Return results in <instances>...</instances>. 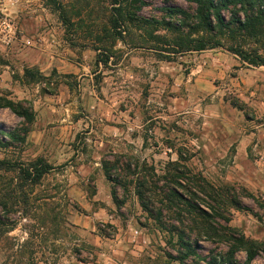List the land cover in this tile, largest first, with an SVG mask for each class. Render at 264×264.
<instances>
[{
  "label": "rangeland",
  "instance_id": "1",
  "mask_svg": "<svg viewBox=\"0 0 264 264\" xmlns=\"http://www.w3.org/2000/svg\"><path fill=\"white\" fill-rule=\"evenodd\" d=\"M137 1L36 0L31 11L22 0L4 7L17 40L0 41V105L17 103L35 121L0 106V264H180L168 257L176 255V241L132 188H118L121 204L115 201L104 160L139 162L157 175L178 164L217 188L245 189L261 205L241 197L251 211L232 209L230 225L264 241V180L255 162L264 135L250 123L256 75L226 49L264 55L262 45L246 36L223 39L224 48L181 51L176 42L190 38L197 6ZM165 8L191 19L183 24ZM18 43L38 65L10 50ZM45 45L67 54L62 68L41 71ZM39 159L52 169L35 184L24 170ZM254 264H264V254Z\"/></svg>",
  "mask_w": 264,
  "mask_h": 264
},
{
  "label": "trees",
  "instance_id": "2",
  "mask_svg": "<svg viewBox=\"0 0 264 264\" xmlns=\"http://www.w3.org/2000/svg\"><path fill=\"white\" fill-rule=\"evenodd\" d=\"M48 1L58 3V0ZM188 2L197 6L195 26L191 27L190 38L176 42L181 51L224 48L223 39L233 40L246 36L260 43L264 49V0ZM137 3H141V0ZM163 11L180 16L183 24L191 19L188 12L180 8H165ZM225 12L229 13L228 20ZM168 27L175 29L176 25L168 23ZM197 34V38H192ZM226 49L237 55L243 64L264 66L261 50L246 51L240 47ZM2 101L5 104L1 105L11 109L29 124L35 121L32 111L12 101ZM13 138L24 141L17 134H13ZM3 144L0 138V145ZM124 165L117 159L114 162L104 160L102 163L104 173L114 187L113 197L121 204L117 189L121 188L125 193L133 189L144 211L176 241V255L168 254L170 259L180 264H254L264 254V241L250 238L230 225L232 209L251 211L242 203L241 197L252 198L261 205L258 197L252 193L245 189H242V194H238L234 188H217L205 177L194 175L178 164L169 166L163 175H157L153 167L139 162ZM51 169L52 166L39 159L24 171L37 184ZM203 243H208L210 248L206 249ZM242 254L245 255L244 260L240 259Z\"/></svg>",
  "mask_w": 264,
  "mask_h": 264
},
{
  "label": "crops",
  "instance_id": "3",
  "mask_svg": "<svg viewBox=\"0 0 264 264\" xmlns=\"http://www.w3.org/2000/svg\"><path fill=\"white\" fill-rule=\"evenodd\" d=\"M35 1L36 0H25V2L27 3L26 8H30L31 11L34 10V8H32V6L35 5ZM45 46H48V45H45ZM48 47H49V49H47L45 52L40 51L41 54L43 53L42 55H45L44 61L47 62L46 66H40V69L42 72L46 71V69H49L53 64L57 65V68H59V69L62 68L60 66L59 62H65L64 60L67 59V57L63 56V55L67 56V54H64L61 52L58 53L57 51L54 53V51H52L51 49H55V47L51 46V45H49ZM51 47H54V48H51ZM28 49L29 48L25 47L23 45V43H18L13 48H11L10 50L15 51L20 56H24L25 63H28V65L30 67H34V66L38 65V63L36 62L37 60H36V58H33L31 55L30 56L26 55L29 52V50H31V49H29V50ZM48 63L50 66L48 65ZM251 69L253 70V73H255L256 77L251 78V84L255 85V88H252V91L250 92V96L254 97L253 101L256 102V107L257 108L261 107L262 111H257L258 109L256 108L254 114L251 115L250 123H254V124L259 123L253 129L257 130L258 133L259 132L263 133V135H264V119H263L264 118V92H259L260 89L262 87H264V66L253 67ZM259 121H263V122H259ZM256 135H257L256 132L253 133L254 137ZM263 137H260V138H263ZM256 147H257V145H253L254 149ZM259 154H261V157H260L261 159H258L255 162L259 165V168H257V170L259 171L258 174L261 173V177L264 180V149L262 151H260ZM261 191L263 192L262 195L264 196V183L262 185Z\"/></svg>",
  "mask_w": 264,
  "mask_h": 264
},
{
  "label": "built area",
  "instance_id": "4",
  "mask_svg": "<svg viewBox=\"0 0 264 264\" xmlns=\"http://www.w3.org/2000/svg\"><path fill=\"white\" fill-rule=\"evenodd\" d=\"M22 0H0V41L5 46H10L15 40H17V29L14 21L6 14L5 6H16ZM26 46H31L32 42L29 39H23Z\"/></svg>",
  "mask_w": 264,
  "mask_h": 264
}]
</instances>
